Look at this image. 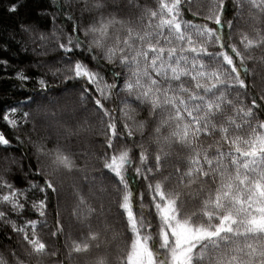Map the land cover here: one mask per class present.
I'll list each match as a JSON object with an SVG mask.
<instances>
[{
    "label": "snow or ice",
    "instance_id": "obj_1",
    "mask_svg": "<svg viewBox=\"0 0 264 264\" xmlns=\"http://www.w3.org/2000/svg\"><path fill=\"white\" fill-rule=\"evenodd\" d=\"M49 7L50 29L24 22L0 43L40 70L9 75L0 57L13 87L44 93L0 109L14 131H0V264H264V0ZM92 133L99 150L70 146Z\"/></svg>",
    "mask_w": 264,
    "mask_h": 264
},
{
    "label": "trees",
    "instance_id": "obj_2",
    "mask_svg": "<svg viewBox=\"0 0 264 264\" xmlns=\"http://www.w3.org/2000/svg\"><path fill=\"white\" fill-rule=\"evenodd\" d=\"M15 2L21 5L15 13H10L7 9L10 3ZM55 3L56 0H0V43L10 39L12 34L17 31L18 25L24 22H33L39 23L42 29H50L51 28V21L42 15H39L45 9L49 12L55 14V9L50 8L49 4ZM61 4L64 3V0H59ZM229 11L227 13L228 17L231 18L232 15V5L229 4ZM17 39H20L19 34H17ZM55 55V53L50 52L49 56ZM0 57L9 59L10 67L8 69V74L10 75L15 69L18 68H26L29 69V75H33V80L35 79V73L40 70L35 68H29L31 63L33 62V57L30 53H24L18 50V46L10 45V50L7 54L0 52ZM18 84V81L14 79L6 78L5 74L2 70H0V109L7 107L8 105H14L17 101L21 103V111H29V107L26 106L29 104V101L26 97H34L38 103H44L42 97L44 93H37L39 92L38 87L35 85L34 82L30 81L25 86L24 89L14 88L13 85ZM63 85L60 82H53V87H62ZM261 85L259 79L256 81V91L259 92ZM51 98V96L49 97ZM36 104H31V108H36ZM90 122L95 125L94 118L90 120ZM0 131H3L6 136L10 139L14 136V131L8 128L2 120H0ZM40 135L45 134V130L41 129L39 132ZM102 139L101 136L96 135L95 133L89 134L88 140L82 146L77 142L76 138H71V145L74 150L78 153L79 151L83 150H99L100 144L98 143ZM15 144V141H13ZM51 146V144L49 145ZM30 147V146H29ZM12 151L9 150L8 153L3 152L0 150V170L4 167L8 166V161L4 159L5 156L11 155ZM19 156V153H15ZM27 163V161H25ZM33 167H35V159L31 161ZM15 171V169L13 170ZM39 179V178H38ZM74 180H78V177H74L72 175H66L64 177L63 189H62V212L63 217L66 221L72 222L71 207L73 204V182ZM18 186L19 181H16ZM53 204H55V200H53ZM115 211V209H114ZM35 218V217H32ZM54 221L52 219V215H49V224H52ZM9 230L6 229L3 225H0V244L7 243V235ZM17 239L16 237L13 238V242ZM62 243V239H61Z\"/></svg>",
    "mask_w": 264,
    "mask_h": 264
}]
</instances>
